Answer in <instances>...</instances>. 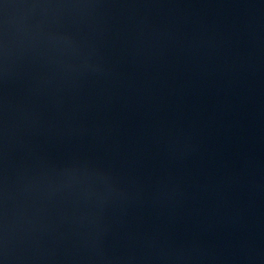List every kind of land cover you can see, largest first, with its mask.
I'll return each mask as SVG.
<instances>
[{"label":"water","instance_id":"water-1","mask_svg":"<svg viewBox=\"0 0 264 264\" xmlns=\"http://www.w3.org/2000/svg\"><path fill=\"white\" fill-rule=\"evenodd\" d=\"M264 53V0H0V173L152 89Z\"/></svg>","mask_w":264,"mask_h":264}]
</instances>
